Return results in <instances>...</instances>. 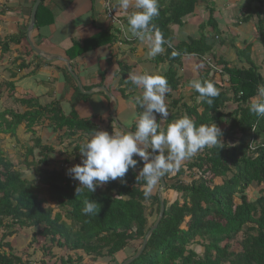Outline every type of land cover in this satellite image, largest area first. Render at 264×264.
<instances>
[{"label": "trees", "instance_id": "1", "mask_svg": "<svg viewBox=\"0 0 264 264\" xmlns=\"http://www.w3.org/2000/svg\"><path fill=\"white\" fill-rule=\"evenodd\" d=\"M206 2L159 0L160 14L152 23L163 34L165 50L153 60L156 64L168 63L166 71L157 74L166 77L169 86L165 95L169 116L160 130L184 115L191 117L197 126L214 122L219 127L223 123L219 127L223 133L222 144L205 148L191 161L182 164L178 171L163 177L165 185L162 189L171 190L175 197L170 203L163 200L165 209L161 219L139 256L128 264H264V189L254 201L246 195L251 185L264 183V116L258 117L249 111L251 101L259 98L258 86H264V74L260 73L259 65L250 56L253 45L246 42L236 50V55L246 65L231 64L222 53L215 52V46L225 44V40L217 28L218 21L212 16L211 7L208 19L199 25L198 38L172 44L171 27L181 26L197 5ZM242 2L241 21L256 20L257 38L264 54V0ZM41 14L42 0L36 11L35 26L41 25ZM99 36L80 43L73 42L71 49L81 45L85 50L87 44L97 42ZM20 38H24L23 34L0 38V60L9 43ZM97 45L100 44L95 43L92 47ZM185 56L203 60L206 68L199 80L212 82L219 89L220 94L211 105L201 101L194 89L190 96L192 105L184 102L183 96H175L184 84V77L179 75L176 66H182ZM18 67H22L21 64ZM217 76L221 77L219 81ZM224 76L226 80H223ZM64 77L73 89L68 114H63L58 102L41 104L35 98L16 97L13 81L0 83L3 91L0 97V134L9 135L16 141H19L20 130L25 135H32V145L24 146L23 159L19 163L33 168V177H24L6 154L0 138V264L29 263L17 254L14 242L6 240L18 229L30 232L29 245L37 240L43 243L48 240L45 249L50 257H55L52 250L58 248L60 252L52 264H120L124 258L119 261L118 256H132L158 216L160 198L157 192L145 198V184L136 179L143 167L142 162L135 169H129L123 181H109L97 186L92 193L83 189L76 195L79 181L70 176L67 163L83 159L79 149L84 136L89 138L101 128L111 132L113 120L108 118L101 127L89 119L79 118L74 106L80 100H87L89 95L73 84V78L67 71ZM121 85L124 87L120 93L127 98L125 91L134 85L124 79ZM135 101L139 117L143 109ZM227 102H233L236 107L224 113L222 109ZM154 115L159 123L158 113ZM36 125L49 128L60 139L62 136L67 139L78 137L73 144L68 142L73 148L71 155L64 158L63 166L66 167L51 164L49 154L53 153L54 147L43 144L36 136ZM114 127L117 128L116 125ZM131 130L135 131V128ZM135 158L139 160V157ZM87 199L99 204L97 216L83 213ZM48 203H53L57 210L54 211ZM152 217L155 218L150 223ZM239 235L237 247L232 248V242ZM196 246L201 248L200 252ZM41 261V264H46Z\"/></svg>", "mask_w": 264, "mask_h": 264}, {"label": "crops", "instance_id": "2", "mask_svg": "<svg viewBox=\"0 0 264 264\" xmlns=\"http://www.w3.org/2000/svg\"><path fill=\"white\" fill-rule=\"evenodd\" d=\"M242 1L207 0L206 4L197 5L193 14L185 18L181 26L171 27L172 44L186 38H198L199 25L208 19L210 7L213 10L212 16L218 21L217 26L221 30L237 32L238 26L233 24L243 25L240 18ZM34 2L35 0H0V38L6 39L17 34L24 36L15 43H9L7 52L2 56L0 83L13 81L15 96L19 98H35L41 104L58 102L62 112L61 105L67 103L68 114L71 109L70 97L73 93V89L66 83L64 77V72L67 71L64 60H68L82 89L89 88L84 91H91L84 93L89 95L87 100H80L75 104L74 111L77 116L89 119L101 127L105 125L108 118L113 117L125 128H127L125 121L132 126L135 118L138 119L134 100L142 96L143 89L134 85L125 91L127 98H124L120 93L124 87L121 81L130 80L129 77L133 73H163L168 67L167 62L156 64L154 57L149 56L147 40L141 41L131 37L130 33L126 35L127 16L136 9L130 7L127 11L122 10L118 7L117 0H112L122 23L123 30H120L106 18L103 0H42L40 16L42 23L39 26L34 25L29 33L30 41L41 52V55H38L30 48L27 39V28ZM207 29L212 31L210 27ZM98 34L99 40L89 42L87 49L82 50L81 45L74 50L71 49L73 42L80 43ZM111 39L114 40L111 42ZM246 42H251L253 45L251 40ZM95 43L100 45L93 48ZM222 48L217 44L214 51L219 53ZM185 62H188L189 68L193 73L199 74L200 78V74L205 69L203 60L194 56H185L182 66ZM19 64L22 67L19 68ZM199 65L203 67L198 68ZM182 66L178 69V73L184 77V84L179 88L178 93L175 92V96L177 94L183 96L186 84L190 86L189 77L187 75L185 77ZM199 78L193 80H199ZM73 84L77 86L74 78ZM101 86L109 92L111 97L98 89ZM2 92L0 90V97ZM165 99L168 102V98L165 97ZM112 110H114L113 117L110 114ZM158 115L160 117V114ZM162 122L164 123V119L162 121L160 117L159 123ZM111 125L113 129L109 132L110 134L120 132L121 128L114 122ZM37 127L38 125L34 127V130ZM28 135H25L22 130L18 132V136L22 139L26 137L27 140ZM21 138L18 137L19 140ZM18 144L20 147L21 143Z\"/></svg>", "mask_w": 264, "mask_h": 264}, {"label": "clouds", "instance_id": "3", "mask_svg": "<svg viewBox=\"0 0 264 264\" xmlns=\"http://www.w3.org/2000/svg\"><path fill=\"white\" fill-rule=\"evenodd\" d=\"M117 4L125 11L130 7L136 9L127 16L126 35L130 33L131 37L147 40L150 57L163 53L165 39L152 23L160 14L159 0H117ZM129 79L133 85L143 89L142 96L135 101L143 109L135 121V131L110 134L96 130L81 144L82 163L68 169L70 176L79 181L76 195L83 189L92 193L97 186L109 181H123L129 169H135L142 162L143 167L136 179L144 182L143 195L149 198L167 173L178 171L185 160L205 148L222 144V130L214 122L197 126L187 115L160 130L154 113L160 114L164 120L169 116L165 103V95L169 91L166 77L133 73ZM190 87L199 94L201 101L209 105L220 94L212 82L192 80ZM257 95L259 98L251 101L249 111L258 117L264 116V86H258ZM84 205L82 211L85 215L97 216L99 204L96 201L87 199Z\"/></svg>", "mask_w": 264, "mask_h": 264}, {"label": "rangeland", "instance_id": "4", "mask_svg": "<svg viewBox=\"0 0 264 264\" xmlns=\"http://www.w3.org/2000/svg\"><path fill=\"white\" fill-rule=\"evenodd\" d=\"M263 9H264V6H263ZM263 14H264V10H263ZM255 24H256V20L254 18H251L248 22L243 23V25H239L238 23L233 24L235 26H238L237 32H235L234 30L231 32L228 29L227 30L225 29V31H223L219 27H217L221 33L222 38L225 40V44L220 45V48L221 47H223V48H222V50L221 49L219 50V53H222L225 56V58L229 60V62L231 64H235L238 66L246 65V63L244 61L242 62L238 58V56L236 55V50L238 48H242L245 45L247 40H251V41H253V46L251 48L250 56L259 65L260 73L264 74V63H263V61H264L263 55L264 54H263L262 46L259 43L258 38H257V32H256ZM235 26H232V27H235ZM184 38H185V36H184ZM186 39H188V38H186ZM188 62L184 63V65L182 66V70H183V73L185 74V77L187 75L189 77L188 79L191 82L193 79L199 78V74L193 73L192 69L189 68V66H188ZM176 67H178V69H179V66H176ZM220 78L221 77H219V76L216 77V79L218 81L220 80ZM223 80H226L225 76H224ZM191 89L192 88L186 84L185 89H184V95H183L184 102H186L189 105H192V103H193L190 99ZM165 101H166V99H165ZM167 103H166V105H167ZM61 106L63 108V113L67 114V112L69 110L68 104L63 103ZM235 107H236V105L233 102H227L222 110L224 113H229ZM167 108H169L168 105H167ZM130 113L134 116L132 111H130ZM135 121H136V118H135L134 124H132V126H131V124H129V122L125 121V123H127L126 126L129 130L132 129V127L135 128ZM162 121H163V119H162ZM159 124L161 125L160 126V128H161L164 123L162 122ZM223 125L224 124L222 123L219 127H222ZM120 132H122V130H120ZM35 133H36V136H38L41 139V142L43 144H49V145H52L54 147V151H53V153L49 154V157L51 158V164L53 166H57V167L63 166L64 160H65L64 158L69 157L71 155L70 152H72L71 150L73 148L72 144H73V142H75V140H77L76 138H78V137H76V138L67 139V138H64L62 136L63 138L61 137V139H60L57 136V133H53L49 128H45V127H42L40 125H38V127L35 128ZM30 135H28L29 138H27V140H26V137H24L25 139H22L19 136V138H21V139L19 141H16L15 138H11L9 135L0 134L1 145L3 146V149L5 150L6 154L15 164H17L16 169L20 170L23 173L24 177H26L28 179L33 177V173H32L33 168L31 166H29V168H26V166L24 164H21L19 162L22 161V159H23L22 154L24 151V149H23L24 146L26 144L30 145V146L32 145V141H30V137L32 135L31 136ZM87 138L88 137L84 136L81 139L80 143H84ZM69 141H71L72 144H68ZM18 143H21L20 147L18 146L19 145ZM37 152H38L37 149H35L34 154L36 156V159H38ZM195 155L192 156L191 158L185 160L182 164H185L186 162L191 161L195 157ZM80 163H82V160L78 161L77 163L74 161H71V163L70 162L67 163L68 164L67 168L70 169L72 166L80 164ZM52 165H50V166H52ZM63 167H66V166L64 165ZM173 173L174 172L172 171L171 174H173ZM185 178L187 180L189 179L188 176ZM263 189H264V183H262L260 185L253 184L246 190V195H247L249 200L254 201L262 193ZM153 192H157V193L159 192L161 199L165 200L167 203H170L173 200V198L175 197V194H173V192L171 190L160 189L158 185L153 189ZM172 196H173V198H172ZM235 202L236 203L238 202L237 198H235ZM48 205L54 207L53 203H48ZM54 209H55L54 211L57 210L56 207H54ZM154 218L155 217L150 218L149 222L151 223V221H153ZM0 236H1V232H0ZM240 238L241 237L239 235L232 242V244H233L232 248L237 247V242H238V240H240ZM6 240H10V241L14 242V245H15L16 250H17V254H19L21 256L22 260L29 261L28 264H41V262H42L41 260H44L46 262V264H52V262L57 258L58 254L60 252L58 250V248H53L52 252L55 253V257H52V256L50 257L48 254H46L45 245L49 243L48 240L45 243H43L41 240H37V241L33 242L32 245H29V241L31 240V235L27 229H18L15 234L7 237ZM196 250L198 252H200L201 248L196 246ZM129 253L131 254V252H129ZM129 257H125L124 254L118 256L119 261L123 260V258L125 260ZM95 264H98V262H95Z\"/></svg>", "mask_w": 264, "mask_h": 264}, {"label": "water", "instance_id": "5", "mask_svg": "<svg viewBox=\"0 0 264 264\" xmlns=\"http://www.w3.org/2000/svg\"><path fill=\"white\" fill-rule=\"evenodd\" d=\"M41 0H35L34 4H33V7H32V10H31V14H30V19H29V25H28V28H27V39H28V43H29V46L30 48L38 55H41V52L40 50L36 49V47L32 44V42L30 41L29 39V33L33 30L34 28V25H35V17H36V11H37V8L39 6V3H40ZM65 61V65H66V68H67V71L69 73L70 76H72L74 78V80L76 81L77 83V86L79 88V90L82 92V93H90L91 91H84L80 85V82L77 78V76L74 74V72L72 71L71 67H70V64L68 62V60H64ZM98 89L104 91V93L108 96V97H111L109 92L104 88V87H98ZM114 113V110H112L111 112V116L113 115ZM113 117V116H112ZM112 120L114 121V123L119 127L121 128V130L124 132L125 130L126 131H132V130H129L125 127H123L120 122H118L114 117L112 118ZM165 185V182H164V179L162 178V181L160 183V186L159 188L162 189ZM159 198H160V201H159V212H158V216L156 218V220L153 222V224L149 227L148 231L146 232L145 234V237L143 239V242L141 244V246L138 248V250L132 255L130 256L129 258L125 259L123 262H121L120 264H128L129 262H131L134 258L138 257L140 252L142 251V249L144 248L145 246V243L148 239V237L150 236V234L152 233V231L156 228L159 220L161 219L162 217V214L164 212V209H165V206H164V203H163V200L161 199L160 197V193L158 192L157 193Z\"/></svg>", "mask_w": 264, "mask_h": 264}, {"label": "built area", "instance_id": "6", "mask_svg": "<svg viewBox=\"0 0 264 264\" xmlns=\"http://www.w3.org/2000/svg\"><path fill=\"white\" fill-rule=\"evenodd\" d=\"M104 1V10L105 16L109 20L110 23L118 26L120 30H123L121 20L117 15V11L112 3V0H103Z\"/></svg>", "mask_w": 264, "mask_h": 264}]
</instances>
